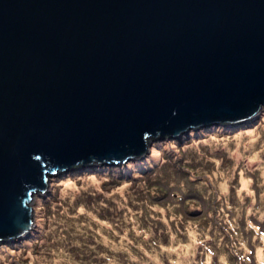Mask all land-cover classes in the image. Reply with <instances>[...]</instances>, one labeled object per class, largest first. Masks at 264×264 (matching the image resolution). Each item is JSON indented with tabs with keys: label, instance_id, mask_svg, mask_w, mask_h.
Returning a JSON list of instances; mask_svg holds the SVG:
<instances>
[{
	"label": "water",
	"instance_id": "1",
	"mask_svg": "<svg viewBox=\"0 0 264 264\" xmlns=\"http://www.w3.org/2000/svg\"><path fill=\"white\" fill-rule=\"evenodd\" d=\"M263 108L264 0H0V242L56 172Z\"/></svg>",
	"mask_w": 264,
	"mask_h": 264
},
{
	"label": "rangeland",
	"instance_id": "2",
	"mask_svg": "<svg viewBox=\"0 0 264 264\" xmlns=\"http://www.w3.org/2000/svg\"><path fill=\"white\" fill-rule=\"evenodd\" d=\"M30 203L34 228L0 242V264H264V108L58 171Z\"/></svg>",
	"mask_w": 264,
	"mask_h": 264
},
{
	"label": "bare ground",
	"instance_id": "3",
	"mask_svg": "<svg viewBox=\"0 0 264 264\" xmlns=\"http://www.w3.org/2000/svg\"><path fill=\"white\" fill-rule=\"evenodd\" d=\"M72 169H74V168H72Z\"/></svg>",
	"mask_w": 264,
	"mask_h": 264
}]
</instances>
